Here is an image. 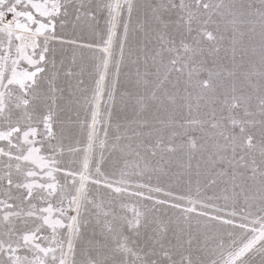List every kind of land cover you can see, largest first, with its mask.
<instances>
[{"label":"snow or ice","instance_id":"obj_1","mask_svg":"<svg viewBox=\"0 0 264 264\" xmlns=\"http://www.w3.org/2000/svg\"><path fill=\"white\" fill-rule=\"evenodd\" d=\"M0 264H264V0H0Z\"/></svg>","mask_w":264,"mask_h":264}]
</instances>
